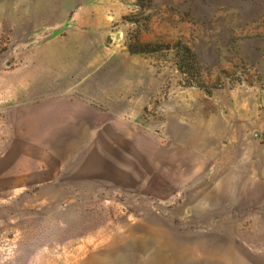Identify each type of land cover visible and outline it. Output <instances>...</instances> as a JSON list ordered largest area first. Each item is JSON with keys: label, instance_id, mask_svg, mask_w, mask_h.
<instances>
[{"label": "rangeland", "instance_id": "obj_1", "mask_svg": "<svg viewBox=\"0 0 264 264\" xmlns=\"http://www.w3.org/2000/svg\"><path fill=\"white\" fill-rule=\"evenodd\" d=\"M0 264H264V0H0Z\"/></svg>", "mask_w": 264, "mask_h": 264}, {"label": "crops", "instance_id": "obj_2", "mask_svg": "<svg viewBox=\"0 0 264 264\" xmlns=\"http://www.w3.org/2000/svg\"><path fill=\"white\" fill-rule=\"evenodd\" d=\"M19 113V117L23 118L24 122L38 125L41 136L47 140V143L49 140L52 145V143L62 144L59 141L60 130L73 129V125H77L78 122H87L89 108L84 102L63 95L50 97L37 105L25 107ZM68 138H73V134Z\"/></svg>", "mask_w": 264, "mask_h": 264}, {"label": "trees", "instance_id": "obj_3", "mask_svg": "<svg viewBox=\"0 0 264 264\" xmlns=\"http://www.w3.org/2000/svg\"><path fill=\"white\" fill-rule=\"evenodd\" d=\"M164 49L169 50L172 47L169 45L162 46L157 43H140L138 41L128 45V50L132 54H148ZM173 53L175 66L183 75L190 74L192 76V74H195L197 70L196 57L187 45L176 43Z\"/></svg>", "mask_w": 264, "mask_h": 264}]
</instances>
